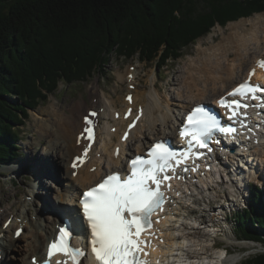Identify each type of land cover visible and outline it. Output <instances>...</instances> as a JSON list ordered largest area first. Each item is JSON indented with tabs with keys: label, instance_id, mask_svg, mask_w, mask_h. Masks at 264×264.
I'll return each mask as SVG.
<instances>
[{
	"label": "trees",
	"instance_id": "1",
	"mask_svg": "<svg viewBox=\"0 0 264 264\" xmlns=\"http://www.w3.org/2000/svg\"><path fill=\"white\" fill-rule=\"evenodd\" d=\"M263 12L264 0H0V167L19 158L28 110L58 82L87 81L114 53L161 69L215 24ZM263 193L232 215L238 240L264 246ZM242 264H264V253Z\"/></svg>",
	"mask_w": 264,
	"mask_h": 264
},
{
	"label": "bare ground",
	"instance_id": "2",
	"mask_svg": "<svg viewBox=\"0 0 264 264\" xmlns=\"http://www.w3.org/2000/svg\"><path fill=\"white\" fill-rule=\"evenodd\" d=\"M226 27L229 34L223 38H228V41L225 44L221 43L218 46H211L206 51H198L199 54L197 58L192 59L185 67V74L178 83L176 93L173 96L171 95V100L175 101L182 111L188 110L192 105L197 103L204 102L209 104V102L214 101L234 84L244 80L250 66L253 65L258 58H264V46L260 47L261 44H264V13L256 14L251 18H243L237 22L228 24ZM200 49L201 45H199L198 50ZM231 54H234V60H230ZM127 73L134 75V81L127 84L133 85L138 76V72L136 71V73H134L126 70L125 75H119L120 81H125L126 83ZM127 93L134 94L133 106L136 107L137 105H142L144 107V114L140 123L132 132L130 139L126 143L121 144L122 154L119 160L116 161L112 158V153L114 152L113 146L115 143H118L121 131L124 130L126 123L122 119H114L113 116L117 111H120L122 114L124 112L123 110L128 107V104L124 101V97ZM127 93L125 95L122 94L121 96L118 95L119 97L115 101L112 100V97L110 96H104V99H97L98 108L103 109V114L101 116L105 117L107 121L103 124L101 122L99 127V132L103 135L100 142L101 151L95 149V146L93 154L97 155V153H101L99 160L95 158L96 163L107 162V168L111 166L109 170H104L101 173V176L114 170L119 163L123 162V158L126 155L138 153L139 145L134 141L136 135H141V141L143 144H149L155 139L170 137L172 128L177 122V116L172 114L173 111L170 109L169 100L162 99V97L158 96L156 84L153 83V87L148 91L137 86L135 87V91L131 92L130 87V91H127ZM116 102H119L118 105H116ZM91 106L93 105L91 104ZM87 109H89V107H87L84 100L77 101L69 114L60 111L61 109H51L46 113L44 118L45 121L41 120L37 124L36 132L39 137L51 143L47 145L46 152L44 150L42 151L43 157L40 161L38 160L40 165L36 164L37 172L35 173V181L37 184H40L38 174L47 177L49 176V178L55 182V173L59 170L62 171L63 177H66L70 188L75 191L77 190V192L91 186V184L98 179L97 176L100 173V170L92 175L87 173L92 167L90 165L85 166L75 178L69 176L71 171L68 168V161L78 151V148L75 146V142L77 141L76 136L81 127L82 116L85 115ZM145 126L147 127V131L150 130L151 134L144 130ZM112 127H116L118 130L114 134L110 132ZM34 142L35 140L32 141L33 144ZM54 153L55 155L53 156ZM253 153L258 157L257 159L261 163H264V150L260 152L259 149L254 147ZM247 169L249 168L247 167ZM258 175L259 173L257 172V176ZM251 176L253 177V174ZM248 179L249 178H247V180ZM53 182L50 183L49 188H46L45 186V190L53 191L56 201L65 208L62 204L63 200L61 199L63 191L59 186H55ZM229 187L234 188L232 185ZM29 188L30 192L26 193V195L30 196L31 194H35V196L38 197L39 192L35 189L36 187ZM208 189H210V187H208ZM18 201L21 202L22 200L19 199ZM32 202L34 201L32 200ZM25 203L26 199L16 207L18 208L16 210L17 212L7 208L9 209V212L6 216H12L11 225L8 228L3 227L5 221L0 224V235L3 234V239L1 240L3 244V252L5 257L7 256L10 260V262H7L5 258L7 264H29L28 260L31 256L35 255H40L41 258L44 259L43 245H45L44 243L47 242L48 238L54 232V224L60 222L62 219L55 213L58 212V209L48 205L44 200L43 206L45 208L47 207L50 211L49 219L44 222V217L39 213L37 214V220H28V216L26 217L23 214ZM73 203L76 204V202ZM209 206L212 207L213 202H211ZM69 208L75 213L72 205H69ZM181 210H176L173 221L177 223V225L180 223L181 225H190L189 221L192 218L190 217V213H192V211L188 210L189 214L185 213L186 215L181 214L183 215L181 216L178 214V212H182ZM2 217L3 216H0L1 220ZM20 226H23L27 231V234H22L24 235L23 237L26 238L24 247L17 243L18 240L22 238V235L17 240L12 238V231ZM190 229L191 231L199 230V228L194 225ZM186 230L187 229L185 228V231ZM182 233L184 234L188 232L183 231ZM166 240L169 242L167 244L181 248L179 251L181 256H184V253H186L185 249H182L185 247L184 245L191 242L187 236H184L183 238H174L173 232L169 233ZM193 246L197 245L194 243L192 244V247ZM189 248H191V245ZM167 251L170 254L175 252L174 250ZM223 251H225L224 248L217 254V258L210 256V262H213L214 264H232L235 261V258L232 256L223 258ZM193 258L194 261L195 259L198 261H201L202 259L201 257H198V255ZM207 258L208 257L203 259ZM84 264H88V262L85 260Z\"/></svg>",
	"mask_w": 264,
	"mask_h": 264
},
{
	"label": "snow or ice",
	"instance_id": "3",
	"mask_svg": "<svg viewBox=\"0 0 264 264\" xmlns=\"http://www.w3.org/2000/svg\"><path fill=\"white\" fill-rule=\"evenodd\" d=\"M257 68L264 71V59L258 60L255 67L248 72V79L235 87L228 95L255 100L258 108H264V98L257 95L264 93V87L250 83ZM126 99L131 103L130 96ZM218 103L220 107L228 111L229 120L238 118L241 114L240 110H246L249 107L247 103L237 100L229 102L224 98H221ZM131 114L132 111L129 109L125 113V119ZM96 115V112H89L83 118V129L77 137V143H80L81 139L87 140L88 143L82 154L73 160L71 164L73 169L86 162L95 141L92 118ZM139 120L140 114H137L128 124L127 130L121 137L122 141L129 138L130 131ZM241 126L245 125L242 123ZM216 132L231 136L236 129L222 126L216 115L202 106H197L186 116L179 131L181 140L188 145L187 150L175 152L165 143L157 142L151 146L145 156H135L128 161L127 174L106 175L99 183L79 196L82 217L89 233L87 246L91 249L95 264H148L149 252L146 249L156 250L150 242L154 238L152 217L157 212L163 211L165 203L161 186L173 178L167 173L169 171L174 173L176 167L185 164L191 158H199L200 154L192 151L194 146L212 151L208 147V142L213 139V134ZM114 154L118 156L119 149ZM188 170L184 168V171ZM191 171H197V167H192ZM73 175H76L75 171ZM156 223H159V220ZM74 225L75 222L69 218L67 222L59 226L55 239L48 245L47 255L42 264H51L55 256L64 257L62 260H57L56 264H80L86 251L82 247L71 246L70 241L75 238ZM21 231L18 229L15 236L19 237ZM144 233H149V237L144 238ZM158 242L162 243V241ZM32 264H38L35 258Z\"/></svg>",
	"mask_w": 264,
	"mask_h": 264
},
{
	"label": "rangeland",
	"instance_id": "4",
	"mask_svg": "<svg viewBox=\"0 0 264 264\" xmlns=\"http://www.w3.org/2000/svg\"><path fill=\"white\" fill-rule=\"evenodd\" d=\"M241 19L242 18L239 20ZM234 22H228L225 26L215 24L207 35L197 39V41L189 47L184 48L179 59L175 61L169 60L167 65L161 69L157 67L155 61L140 62L137 55L130 60H125L114 53L110 55L108 64L103 68V70H97L87 82L75 84L58 82L56 89L53 90V93L51 92L47 94L48 99L45 102L39 105L36 110H28L27 113L29 114V119H27L23 128H19L22 136L18 143L20 146L21 156L12 164L0 167V210L5 208L7 205L15 207L17 206V202H19V204L22 203V201L20 202L18 200H22L23 196L27 198L26 200H28V203H25L23 213L27 217L28 212H30L28 220H33V216L37 214L35 211L38 210V212L44 217L45 222L49 219V213H47V211H50L47 207L45 208L43 206V201L45 200V202L52 207H56L59 204L55 199L54 192L45 190L47 187L49 188L50 183L53 182L49 176L47 177L45 175L38 174L40 184H37L35 181V173L37 172L36 164L40 165L39 161L43 157L42 151L44 150L46 152L47 145L51 144L45 139L40 138L36 132L37 124L41 120L45 121L44 118L47 112L51 109L56 110L57 108L61 109L60 111H64L66 114H69L75 103L81 100L86 102L87 107H91L92 97H96L93 93L94 89H98L100 94H103L104 96L112 97V100L114 101L117 100L119 96L124 94L126 84L125 81H120L119 75H125L128 66L134 65L137 67V72L139 70V76L137 79L138 86L148 91L153 87V83L156 84L158 96L162 97V99L169 100L170 109L173 111L172 114L178 117L182 112V109L177 106L175 101L171 100V95H175L178 83L185 74V67L192 59L197 58L199 54L198 51H206L211 46H218L221 43L225 44L228 41V38H223L229 34L226 26ZM199 45H201L200 50H198ZM262 46H264V44L260 45V47ZM233 55L234 54H231L230 60L235 59ZM116 103V105H118L119 102ZM103 123L104 122H102V124ZM146 126L144 130L147 131ZM147 132L151 134L150 130ZM34 140L35 142L33 144L32 141ZM259 148L260 150H264V145ZM54 155L55 153L53 156ZM260 170H262V176L260 181L258 180L256 183L258 184V187L264 188V168H260ZM56 175L60 178L59 186L61 182L65 186L66 182L63 179V174L60 170L55 173L56 180L53 182L54 185L58 186L57 182L59 179ZM256 183L255 185H257ZM239 185L242 186V184L239 183L238 186L236 185V188L230 189V191L232 193L234 191L235 194L227 192L223 193L221 190L216 189V192H211V196H209V198H202L198 207V215L194 217V220L191 218L189 221L190 227L194 225L195 227H198L199 230L191 231L190 228L187 229V232L190 234L188 235V238L191 240L189 244L195 243L197 246H193L191 248L186 247V251L192 254L193 257L198 255V257H201L202 259L201 261L196 259L194 261V258L192 257L190 259V263L214 264L213 262H210L209 258H217V254L223 248L227 251L228 255H226V257L232 256L235 258V261L232 264H242V261L247 257L264 253V246L261 243L259 244L250 241L238 240L242 237H240V233L238 231H234L233 229L234 221L232 220V215L237 211L245 210L250 202V198L245 193H241L239 190ZM232 186H235V184H232ZM29 187H36L35 189L39 192L38 197H36L35 194L25 196V193L30 192ZM251 188L250 190L252 191ZM65 190L66 189H62V204L69 208V205L74 203L73 200H70L69 197L65 195ZM198 197L201 196L198 195ZM32 200L34 202H32ZM211 202H213V207L209 208L208 204ZM7 208L8 206L5 209ZM10 209L16 211L18 208ZM8 212L9 209L5 210L2 215L0 214L3 216L2 220L0 219V224L6 221H3V219ZM199 219L202 220V223H198ZM23 234H27V231L24 230ZM24 235H22V238L17 242L18 245H23V247L26 243V238L23 237ZM206 257L208 258L203 259ZM5 258L7 262H10L7 256ZM223 258H225L224 255Z\"/></svg>",
	"mask_w": 264,
	"mask_h": 264
}]
</instances>
